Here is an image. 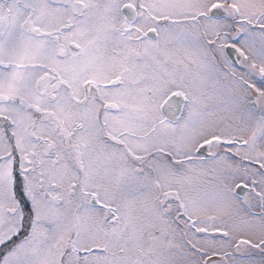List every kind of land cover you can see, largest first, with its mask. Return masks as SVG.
<instances>
[{
  "label": "snow or ice",
  "instance_id": "6c2138e0",
  "mask_svg": "<svg viewBox=\"0 0 264 264\" xmlns=\"http://www.w3.org/2000/svg\"><path fill=\"white\" fill-rule=\"evenodd\" d=\"M0 264H264V0H0Z\"/></svg>",
  "mask_w": 264,
  "mask_h": 264
}]
</instances>
